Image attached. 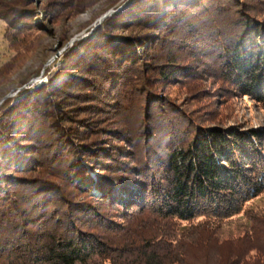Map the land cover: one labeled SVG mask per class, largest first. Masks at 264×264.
Listing matches in <instances>:
<instances>
[{
  "label": "trees",
  "instance_id": "1",
  "mask_svg": "<svg viewBox=\"0 0 264 264\" xmlns=\"http://www.w3.org/2000/svg\"><path fill=\"white\" fill-rule=\"evenodd\" d=\"M115 3L49 83L0 106V264H185L191 235L176 219L214 203L232 215L240 195L264 191L262 136L196 120L160 95L191 61L264 87V0ZM33 17L28 0H0L11 48L42 27ZM21 57L0 67V86ZM115 209L129 224L102 238L94 230L112 231Z\"/></svg>",
  "mask_w": 264,
  "mask_h": 264
},
{
  "label": "rangeland",
  "instance_id": "2",
  "mask_svg": "<svg viewBox=\"0 0 264 264\" xmlns=\"http://www.w3.org/2000/svg\"><path fill=\"white\" fill-rule=\"evenodd\" d=\"M28 1L32 15H37L28 22L38 21L42 27L20 36L23 41L20 48L15 50L5 41L6 24L0 20V67L17 54L22 53L21 59L26 57L23 65L12 70L0 86V106L7 99H16L22 90L49 83L50 73L61 65L69 50L87 42L118 11L114 2L119 0ZM161 45H152L154 57L166 55L167 50L162 51ZM191 62L193 66L186 67L196 71L194 75L187 72L192 69L179 67L178 76L164 84L160 95L166 104L204 123L258 133L263 145L259 149L264 154V87H245L223 77L219 71H206L208 66ZM91 195L99 192L93 188ZM238 198L230 207L235 212L232 215L217 213L214 203L197 210L190 221L175 220L179 234L191 235L185 247V264H264V191ZM109 216L114 229L101 225L94 232L102 238L110 236L117 240V227L128 226L130 219L119 209L109 211ZM92 264L110 263L96 256Z\"/></svg>",
  "mask_w": 264,
  "mask_h": 264
}]
</instances>
